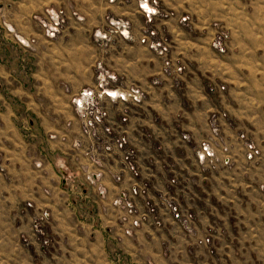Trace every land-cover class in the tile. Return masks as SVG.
<instances>
[{"label": "rangeland", "instance_id": "374dc122", "mask_svg": "<svg viewBox=\"0 0 264 264\" xmlns=\"http://www.w3.org/2000/svg\"><path fill=\"white\" fill-rule=\"evenodd\" d=\"M242 1L243 53L246 54L243 67L238 66L234 81L230 82L223 62H227L225 57L233 50V30L228 25L230 16L217 13L208 29L202 31L210 38V48L216 54L214 77L202 75V78L208 82L206 88L216 96V107L221 110L208 114L210 132L204 134L208 138L202 141L195 140L187 129V125L195 121L193 109H186L185 117L171 119L173 124L179 125L174 138L179 139L184 154L179 155L180 158H174L172 154L174 166L168 163L170 182L176 193L173 196L161 193L156 203L151 202L152 198H146L151 187L143 182L152 177L151 174L145 170L137 173L134 167L141 169L143 166V143H130L125 125L134 121L135 125L146 127L144 119L154 123L167 121L159 116L160 110L153 105L159 99L156 88L165 89L163 96L170 88L184 98H190L188 92L192 90L193 79L198 73L203 74L197 69L198 63L192 59L179 60L174 54L177 46L172 42L175 35L166 32L157 37L155 29L158 24L171 26L174 23L193 29L195 19L189 13L173 10L176 0L168 3L163 0H63L37 16L38 26L46 38L57 39L69 32L72 43L79 41V30L66 28L69 23H79L83 18L89 25L92 23L101 28L86 31L85 61L56 62H37L34 39L20 35L13 27L0 25V44L10 39L11 42L6 43L15 54L16 82L32 88L36 85L56 87L55 94L46 93L42 97L56 103L55 117L61 118L66 128L70 130L73 123H78L80 134L73 140V145L84 147L80 136L92 139L99 133L102 123L111 125L110 113L117 109L121 124L115 127L119 136L104 141L102 149L104 153L119 151L123 167L135 175L136 181L131 183L129 192L117 196L114 204L126 214L123 219L125 224L128 223L126 235L131 236L142 228L167 235L164 245L169 247V252L161 254V264H264V61L255 60L256 56L250 55L247 52L250 47L246 46L250 40L259 39L263 46L257 49L256 55L262 59L264 42L260 39H264V0ZM232 2L238 4L239 0H185L184 9L195 6L230 9ZM144 4L149 8L152 6L153 15H145ZM81 5L94 9L87 10L85 15L77 9ZM99 5L104 9H113L112 6L137 9L140 14H135L132 19L123 11L113 13L108 10L100 16L95 12ZM143 21L146 27L139 30L137 26H143ZM135 36L136 44L130 45L128 40ZM65 48L70 50L72 58L80 56V46ZM233 63L238 65L236 61ZM35 70L43 71L44 76L31 77ZM241 79L243 86H240ZM85 93L92 95L89 105ZM240 98L243 99V119L239 118ZM228 100L236 104V111L226 113L225 118L229 119L224 132L222 104ZM186 112L192 116H187ZM28 118L33 119V123L26 122L22 126L25 137H31L35 130L34 117L29 115ZM166 123L171 128L170 122ZM104 132L110 133L111 129L106 128ZM168 133H173V129H168ZM198 143L196 161L194 153ZM173 144L176 143L168 139L162 143L167 154ZM203 168L209 171L205 172ZM100 174L89 175L88 180L96 182ZM177 195L182 197L179 199ZM136 197L141 199L135 203ZM32 208L30 203L24 206V209ZM29 229V233L20 235V253L16 251L15 233L0 229V264H155L150 258L132 262L118 246L120 239L106 235L103 259L98 253L100 246H92L93 254H85L79 249V241L71 245V253L65 252L62 241L52 231L46 211L30 218ZM7 235L12 240L7 238L5 241Z\"/></svg>", "mask_w": 264, "mask_h": 264}, {"label": "crops", "instance_id": "0c3cea01", "mask_svg": "<svg viewBox=\"0 0 264 264\" xmlns=\"http://www.w3.org/2000/svg\"><path fill=\"white\" fill-rule=\"evenodd\" d=\"M163 1L169 2V0ZM62 2L63 0H0V25L13 27L20 35L34 39L37 62L85 61L88 46L86 31L100 29L99 25L92 23L89 25L85 18L79 23H69L66 29L79 30L80 40L72 43L69 32L57 39L46 38L36 21L37 16L48 9L47 7H56ZM184 3L185 0H176V9L173 10L180 14L189 13L195 19L194 28H186L177 23L171 26L158 24L155 29L156 36L166 32L172 36L175 35L172 38V42L177 46L174 54L182 61L194 60L198 63L197 69L203 74L198 73L193 79L192 90L188 92L190 98H184L180 92L177 93L170 88L166 89L168 94L163 96L162 92L165 89L156 88L159 90L157 92L159 99L154 104L149 103L160 110L159 116L167 120L165 123L161 121L154 123L144 119L143 124L146 127L140 124L135 125L134 121L125 125L127 140L130 143L135 141L143 143L142 149L145 153L141 160L143 166L141 169L135 165L134 167L137 168V173L140 171L143 173L145 170L144 172L151 174L152 177L143 182L150 185L146 198H152L151 202L154 203L157 202L159 195L161 197V193L165 196L166 194L173 196L176 193L170 182L168 163L174 166L170 158L172 154L174 158L184 154L178 143L179 139L174 138L178 134L179 125L173 124L171 119L175 117L173 119L175 121L178 116L185 117V110L193 109L198 115L195 113V121L192 124L189 123L187 129L191 131L195 140L202 141L208 138L204 134L210 132L209 115L212 111L221 110L220 107H216V96L211 95L206 88L208 82L202 78V75H206L207 78L210 75L214 77L216 54L210 48V38L202 31L208 29L210 21L215 19L217 13L222 12L230 16L228 25L233 30L231 40L233 50L227 58L225 57L227 62H223L225 75L230 82L234 81L236 75L234 73L239 70L238 66L243 67V56L246 55L243 53L242 0H239L238 4L232 2L229 5L230 9H201L200 6L184 9ZM172 6L174 7V4ZM112 8L104 9L103 5H99L95 7V12L101 16L108 10L113 13L123 11L132 19L139 13L137 9L128 7V9H119L120 7L117 6ZM77 9L86 15V11L94 7L81 5ZM254 25L259 26L258 23ZM143 27H146L144 21L143 26H137L139 30ZM8 40L10 43L11 40L7 38L4 44H0V229L15 233L13 235L16 251L20 253L22 248L19 246V238L22 233H29L30 218L34 214L46 211L49 214L52 231L59 241H62L65 252L71 253V245L79 241L81 244L79 249L85 254H93L92 246L96 248L100 246L98 253L103 259L106 235L120 239L118 246L131 257L132 262L150 258L155 264H161V254L169 252V247L164 245L167 235L150 228L139 229L131 236L126 235L124 231L128 223L123 222L126 214L114 204L117 196L122 192H129L131 183H134V179L136 181L135 175L123 167L119 151L104 153L102 149L104 141L119 136L116 127L121 123L117 109L116 112L110 113L111 125L102 123L99 133L92 139L80 136L79 139H83L84 147L73 145V140L80 134L78 123H73L70 130L66 128L63 120L55 117L56 103L42 97L46 93L55 94L56 87L36 85L32 88L16 82L18 76L16 58L14 52L8 48L9 45L6 43ZM258 41L257 38L250 40L249 45H246L250 47L247 52L256 56L255 60L264 61V55L262 59L256 55L257 49L263 46ZM262 41L264 42V39H260V42ZM128 42L130 45H135L137 37L130 38ZM71 45L80 46L79 57L72 58L69 55L70 50L65 47ZM247 60H253V58ZM235 61L238 65L233 63ZM42 72L35 70L31 77L44 76ZM240 86H243V79L240 81ZM240 94L242 95L243 92ZM222 105L224 117L221 123L222 131L225 132L226 122L229 119V117L225 118L228 115L226 113L236 111V104L228 100ZM239 105L241 108L239 118L243 119V99L240 100ZM134 110L132 108V111ZM185 114L192 116L189 112ZM29 115L34 117L35 130L31 137H25L22 126L26 122L33 123V119L28 118ZM153 116L157 118L154 114ZM59 120L61 122L57 123ZM166 122H170L171 128H168ZM106 128H110L111 132L105 133ZM168 129H173V133H168ZM167 139L176 143L168 150L169 155L162 147V143ZM199 144L194 153L196 161ZM203 171L209 170L203 168ZM96 174H100L98 181L88 180L89 175ZM138 180H140L139 176ZM177 197L180 199L182 195ZM140 199L141 197H136L134 202ZM27 203L33 206L31 210L24 209ZM170 220L174 222L173 219ZM4 238L5 241L7 238L12 240L9 235ZM163 264L168 263L163 262Z\"/></svg>", "mask_w": 264, "mask_h": 264}, {"label": "built area", "instance_id": "2783aa9c", "mask_svg": "<svg viewBox=\"0 0 264 264\" xmlns=\"http://www.w3.org/2000/svg\"><path fill=\"white\" fill-rule=\"evenodd\" d=\"M142 9H144L145 11V15L147 16V17H149L150 15H153V12H155V10L152 8V6L149 8V7H147L145 4H144V7H142ZM86 97H87V99H86V104L87 105H89L90 103H92V101L90 102V100H92V95L91 94H87V93H85L84 94ZM89 98V99H88ZM80 103V105H83L81 102H79Z\"/></svg>", "mask_w": 264, "mask_h": 264}]
</instances>
